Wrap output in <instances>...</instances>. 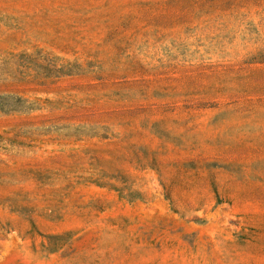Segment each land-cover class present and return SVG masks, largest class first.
<instances>
[{"label": "rangeland", "instance_id": "obj_1", "mask_svg": "<svg viewBox=\"0 0 264 264\" xmlns=\"http://www.w3.org/2000/svg\"><path fill=\"white\" fill-rule=\"evenodd\" d=\"M0 264H264V0H0Z\"/></svg>", "mask_w": 264, "mask_h": 264}]
</instances>
